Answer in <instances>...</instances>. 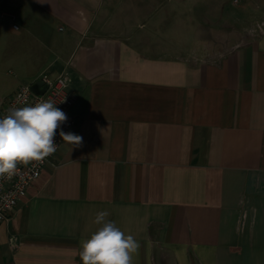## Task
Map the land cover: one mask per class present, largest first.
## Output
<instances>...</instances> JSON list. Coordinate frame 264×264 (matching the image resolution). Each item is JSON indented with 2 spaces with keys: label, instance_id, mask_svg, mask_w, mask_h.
Returning <instances> with one entry per match:
<instances>
[{
  "label": "crops",
  "instance_id": "crops-1",
  "mask_svg": "<svg viewBox=\"0 0 264 264\" xmlns=\"http://www.w3.org/2000/svg\"><path fill=\"white\" fill-rule=\"evenodd\" d=\"M146 2L0 0V103L66 74L83 138L0 223V264H82L99 211L133 264H264V20L183 52Z\"/></svg>",
  "mask_w": 264,
  "mask_h": 264
},
{
  "label": "clouds",
  "instance_id": "clouds-1",
  "mask_svg": "<svg viewBox=\"0 0 264 264\" xmlns=\"http://www.w3.org/2000/svg\"><path fill=\"white\" fill-rule=\"evenodd\" d=\"M67 120L66 114L51 100L34 106L13 107L0 118V179H11L17 164L43 162L54 154L56 130ZM62 140L80 145L82 136L60 131ZM107 211H99L94 218L98 225L88 239L81 242L82 264H133V256L140 245L131 234L122 231L114 221L107 220Z\"/></svg>",
  "mask_w": 264,
  "mask_h": 264
},
{
  "label": "rangeland",
  "instance_id": "rangeland-1",
  "mask_svg": "<svg viewBox=\"0 0 264 264\" xmlns=\"http://www.w3.org/2000/svg\"><path fill=\"white\" fill-rule=\"evenodd\" d=\"M143 8L161 15L165 33H178L172 41L183 52L225 51L254 37L264 20V0H147Z\"/></svg>",
  "mask_w": 264,
  "mask_h": 264
},
{
  "label": "built area",
  "instance_id": "built-area-1",
  "mask_svg": "<svg viewBox=\"0 0 264 264\" xmlns=\"http://www.w3.org/2000/svg\"><path fill=\"white\" fill-rule=\"evenodd\" d=\"M14 27L18 28V25L15 24ZM60 29L62 30V28ZM38 80L43 82V86H47L46 90L42 94H37L31 89V85H21L14 94L0 103V118L7 115L10 108L34 106L37 102L51 100L67 116V120L60 125L54 136V143L57 144L58 150L63 143L59 135L60 131L70 132L73 122L69 115V108L74 100L69 92V77L62 74L52 79L47 74H43ZM54 154L45 158L42 163L33 161L24 165L18 162L17 170L10 180L0 179V223L11 217L20 200L26 196L33 182L41 176L45 166Z\"/></svg>",
  "mask_w": 264,
  "mask_h": 264
},
{
  "label": "water",
  "instance_id": "water-1",
  "mask_svg": "<svg viewBox=\"0 0 264 264\" xmlns=\"http://www.w3.org/2000/svg\"><path fill=\"white\" fill-rule=\"evenodd\" d=\"M42 86H43V82L40 80H37L31 85V89L37 94H42L47 88L46 85H44L43 87Z\"/></svg>",
  "mask_w": 264,
  "mask_h": 264
}]
</instances>
